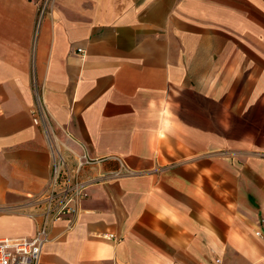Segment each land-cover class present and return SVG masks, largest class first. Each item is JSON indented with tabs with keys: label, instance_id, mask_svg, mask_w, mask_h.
<instances>
[{
	"label": "crops",
	"instance_id": "0c3cea01",
	"mask_svg": "<svg viewBox=\"0 0 264 264\" xmlns=\"http://www.w3.org/2000/svg\"><path fill=\"white\" fill-rule=\"evenodd\" d=\"M34 85L100 159L39 264H264V0H0V238L51 174Z\"/></svg>",
	"mask_w": 264,
	"mask_h": 264
},
{
	"label": "built area",
	"instance_id": "2783aa9c",
	"mask_svg": "<svg viewBox=\"0 0 264 264\" xmlns=\"http://www.w3.org/2000/svg\"><path fill=\"white\" fill-rule=\"evenodd\" d=\"M34 97L33 116L45 128L50 143L51 174L41 193L28 196L31 203L29 214L36 222L33 235L0 238V264H39L43 245L50 239L52 224L78 212L80 201L87 195L88 186L94 181V178L84 177L82 169L87 164L100 161L89 156L84 151V145L68 133L65 134L66 140L76 143L82 149L81 152L69 147L65 139L53 133L47 122L44 97L35 85ZM119 173L116 171L115 175ZM256 234L262 235L260 230H256ZM100 238L113 241L118 239L112 232L103 233Z\"/></svg>",
	"mask_w": 264,
	"mask_h": 264
}]
</instances>
